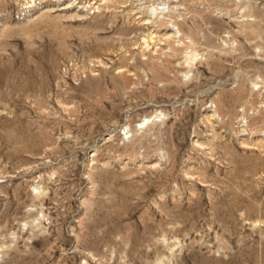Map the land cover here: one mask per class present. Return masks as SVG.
I'll list each match as a JSON object with an SVG mask.
<instances>
[{
  "label": "rangeland",
  "instance_id": "374dc122",
  "mask_svg": "<svg viewBox=\"0 0 264 264\" xmlns=\"http://www.w3.org/2000/svg\"><path fill=\"white\" fill-rule=\"evenodd\" d=\"M0 264H264V0H0Z\"/></svg>",
  "mask_w": 264,
  "mask_h": 264
}]
</instances>
